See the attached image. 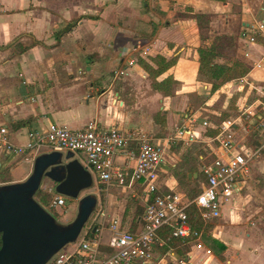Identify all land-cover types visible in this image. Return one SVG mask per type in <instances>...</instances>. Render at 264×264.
Masks as SVG:
<instances>
[{"label":"crops","instance_id":"1","mask_svg":"<svg viewBox=\"0 0 264 264\" xmlns=\"http://www.w3.org/2000/svg\"><path fill=\"white\" fill-rule=\"evenodd\" d=\"M185 7L211 14L212 33L235 35L237 55L244 61L256 62L264 55L262 38L258 37L256 43L246 47L241 35L264 15V0H0V125L7 126L8 140L24 145L31 130L44 132L54 123L76 129L94 119L104 127L114 126L124 132L143 133L155 143L165 145L160 173L166 168V176L161 179V184L178 191L176 180L169 175V168L181 160L183 150L172 148L182 142L192 150L201 149L206 161L218 152L217 143L213 141L218 127L209 119L214 111L211 105L214 94L209 93L210 84L198 77L199 30L193 18L179 15ZM11 16L14 22L9 19ZM151 17L155 22L153 28ZM75 19L77 24L61 37L60 42L84 21L98 19L102 25L115 21L118 27L122 21L124 33L119 34L122 36L121 43L118 42L115 47H94L96 53L93 60L58 59V54L65 55L63 47H57L60 42L46 47L42 38ZM141 29L151 35L152 47H126L134 32ZM114 32L118 33L117 28ZM30 36L43 41L44 45L32 46ZM24 38L29 43H23ZM13 41L15 43L10 46ZM140 48H147L148 51L141 53ZM135 50L153 69L157 65L152 58L157 55L174 62L159 75L152 76L138 62L129 64L136 56ZM245 51H249V56H244ZM107 52L110 53L109 60L105 58ZM112 62H118L116 67L120 66L113 69L114 74L111 75V72L107 74V68ZM150 77L158 84L171 78L170 93L165 95L164 91L156 89ZM238 82L237 88L248 84L263 92L264 67L250 69ZM234 86L233 82H226L219 88L221 91L229 88L224 101L232 96ZM252 105L246 106L248 112H251ZM138 112L141 117L135 120ZM257 117H261L260 113ZM24 120L28 121L20 123ZM204 120L208 122L206 126L202 125ZM183 121L192 128L196 139L167 143L165 140ZM163 130H166V135L159 136ZM232 130L234 135L240 132L243 138L247 132L246 125L240 122L233 123ZM245 141L246 137L237 142ZM47 151L51 149L42 146L38 153ZM38 153H12L0 148V172L8 169L11 176L6 183L26 179ZM117 161L120 166L131 170L133 160L119 154ZM195 161L199 165L197 158ZM189 174L198 176L196 172ZM111 188L130 194L129 189L118 185L113 184L108 190ZM235 199L222 207L218 218L205 223L211 224L209 231L202 230L203 234H211L210 242L212 238L221 242L224 250H219L212 242L213 246L204 243L202 235L203 248L190 245L183 257L166 253V264H180L178 258H182L181 264H264V221L239 222L235 218ZM105 211L109 217L99 225L104 239L108 234L107 220L113 215L120 216L107 205ZM242 217L245 215H241L240 219ZM128 226L131 227V224Z\"/></svg>","mask_w":264,"mask_h":264},{"label":"built area","instance_id":"2","mask_svg":"<svg viewBox=\"0 0 264 264\" xmlns=\"http://www.w3.org/2000/svg\"><path fill=\"white\" fill-rule=\"evenodd\" d=\"M241 35L246 47L256 43L258 37L264 40V15ZM249 54L245 51V56ZM254 67H264V55L254 62ZM207 124L206 120L202 121L203 126ZM232 124L228 122L217 128L213 141L217 143L218 152L209 161L203 154L199 156L201 183L199 192L192 198L179 190L162 189L160 165L164 161L165 145L155 143L143 133L104 127L95 119L76 129L54 123L44 132L31 130L24 145L10 142L7 126L0 125V148L12 153L36 152L42 146L72 151L91 173L94 182L105 184L106 190L113 184L127 188L143 205L142 215L137 217L134 228L122 227L118 215L109 218L106 239L100 226L109 216L100 205L96 212L93 210L92 222L84 226L76 241L63 246L46 264H164L166 254H161L158 248L163 243L159 229L169 225L173 237L191 239L192 246L203 248V231L193 227L187 207L195 205L204 223L215 220L222 207L240 194L254 165L264 158V117H259L256 127L259 131L256 146L247 145V141L238 143ZM195 139L192 128L183 121L165 141L191 142ZM119 154L133 160L130 171L127 166L119 165ZM64 197L55 192L51 206H63ZM94 222L97 224L96 235L89 236ZM167 255L174 253L170 251ZM178 262L181 264L182 258H178Z\"/></svg>","mask_w":264,"mask_h":264},{"label":"rangeland","instance_id":"3","mask_svg":"<svg viewBox=\"0 0 264 264\" xmlns=\"http://www.w3.org/2000/svg\"><path fill=\"white\" fill-rule=\"evenodd\" d=\"M15 4H18V2H15ZM9 19L10 20L12 19V22H14L12 16ZM154 23H155L154 19L151 17L150 25L152 26V28ZM81 24L82 25L77 27L76 30L68 38L61 40L60 44L57 46V47H63V52H65V55L58 54V59L68 58V59H74V61H82L84 58V59L93 60V58L95 57L94 54L96 53L94 52V47H115V45H117L118 42L121 43L122 36H120L119 34L124 33V31H122L123 29H121V27H123L122 21L119 22L120 28L117 26V23H115V21L110 22V24L106 22L105 24L102 25V22H100L98 19H91V20L88 19L87 21H84ZM115 28H117L118 33L114 32ZM152 28H150V30ZM54 31H50L51 34L50 36L42 38L47 44L46 47L55 43V40L52 36V33ZM152 31H154V29H152ZM14 33H15L14 35H17L16 32ZM232 36L234 37L236 43V36L235 35ZM20 43H22V41H20ZM23 43L25 44L29 43L28 39L24 38ZM133 43L136 46H134ZM126 47H143V48L152 47L151 35L147 33V31L145 30L142 29L137 30L134 32L133 37H131L130 44L129 45L127 44ZM236 47H238L237 43L234 49L232 50V58L240 61L241 63H243V65L248 66L249 70L252 69L254 66V62L252 60L251 62H247L244 61L241 56L238 57L237 55L238 51ZM143 48H140L138 50H140L141 53L142 52L146 53L148 49L147 48L143 49ZM70 49L72 50L69 53L67 52L66 54V51ZM135 51H136L135 52L136 56L129 61V64H134L135 61L136 63L138 62L139 64V61L143 60L141 56H139L137 50ZM109 55L110 53H108L105 56V58H107L108 60H109ZM54 57H56V55ZM113 58L116 57L114 56ZM215 61L224 63V62H228V59L223 57H218L215 59ZM117 64L118 62L109 63L107 68V74L110 72L111 75L112 73L114 74L113 69H117L120 66L119 65L118 67H116ZM140 68L138 70L141 71ZM255 68H262V67H255ZM142 69L144 68L142 67ZM149 75L151 74L149 73ZM199 78L203 80L205 79L204 76H199ZM242 78L243 76L227 81V82H233L235 84L234 86L235 91L231 94L232 95L231 97L229 96L227 101L226 99L224 101V97L228 95L226 90L229 88L225 89L224 91H221L219 89L222 85L226 84V82L223 83L216 91L209 92L210 94H214L213 97L214 101L211 103L214 111H213V115L209 117V119L212 122L216 123V127L218 128H220L221 126H223L228 122H233V123L236 122L238 124L240 122L241 124L246 125V129H247L245 135L246 139L255 142L257 141L258 133H259L258 129L256 128L259 120V117H257V115L258 113H260V115L264 117V93H263L264 89L262 92L260 90H257V88H253L248 84H245V86L237 88V83H239L238 81H240ZM152 80H153V85L156 89L164 91L165 95L166 93L168 94L170 93L172 83H169L167 85L166 82H163L162 84H158L155 79ZM168 88H170L169 92L167 91ZM194 102H196V100H194ZM250 104L253 105L251 108V112H248L249 110L246 109V106ZM224 106L225 108H223ZM138 113L139 115L136 114L135 120L140 119L141 117L140 116L141 113L140 112ZM156 121L158 122L157 118ZM162 134L159 133V136H165L166 130H163ZM245 137L243 138L240 135V132H236L234 135V138L237 141H243ZM186 147L187 145L183 144L182 142H179L178 145L172 149H176L180 151L186 149ZM38 151L36 152L38 153ZM77 156H80V154H77ZM160 174H162L161 179H163L166 176V168ZM200 182L201 180H198L196 183L198 187L200 185ZM97 184L98 182L96 181L94 182L93 187L80 192L78 199L89 193L95 194L97 197V204L95 206L94 212H96L97 209H99L100 205L103 208H105L107 205L109 209L115 210V212H118L120 216L125 215V211L127 209H130V211H132L133 214L128 224H131V227H134L136 224L135 221L137 217L142 215L143 212V205L141 201L138 200L136 196H132L131 194H127L126 192H122L119 189L111 188L107 191L105 184L100 183L99 184L100 187H98ZM39 189H42L43 191L49 193L51 198L50 202L44 205L43 207L56 219V221L60 223H67L75 217L77 213L78 199L64 197L65 200L64 205L55 208L51 206V202L55 195L54 183L48 178H43ZM162 189L164 191L171 190L170 188H165L164 186L162 187ZM172 190H176V189L172 188ZM240 194L241 195L237 196L235 199L237 205V210L235 211V218H237L239 222L240 220L263 222L264 221V158H262L254 165V169L251 174V177H249L248 180L246 181V184ZM133 201L136 203L134 204ZM129 204H132L131 207L128 206ZM237 213L238 216L236 217ZM241 215L242 216L245 215V217H242L240 219ZM93 217L94 216L92 215V217L88 219L85 227L89 226V224L92 222ZM102 219L103 218L98 219V222H100ZM94 225H97L96 222H94ZM210 235H211L210 233L209 234L207 233V235L203 234L204 243L209 244V246L210 245L213 246V244L210 242V238H211ZM164 264H166V259ZM168 264H173V263L169 262Z\"/></svg>","mask_w":264,"mask_h":264},{"label":"water","instance_id":"4","mask_svg":"<svg viewBox=\"0 0 264 264\" xmlns=\"http://www.w3.org/2000/svg\"><path fill=\"white\" fill-rule=\"evenodd\" d=\"M43 178L54 183L56 193L72 199L94 186L91 173L74 152L57 150L36 155L26 179L0 184V264H46L76 241L95 209L97 197L89 193L78 199L71 221H56L34 197Z\"/></svg>","mask_w":264,"mask_h":264},{"label":"trees","instance_id":"5","mask_svg":"<svg viewBox=\"0 0 264 264\" xmlns=\"http://www.w3.org/2000/svg\"><path fill=\"white\" fill-rule=\"evenodd\" d=\"M225 1V0H221ZM182 17H190L193 18L197 24L199 30V39L200 46L197 48L198 52V77L204 76V80L210 84V91H216L223 83L232 80L237 77L244 76L248 73L249 67L243 65L240 61L232 58V50L236 46L235 39L232 35L228 34H218L211 32V14L199 13L195 12L191 7H185L184 11L179 14ZM78 20H71L65 23L59 30L54 32L53 36L55 39V44L60 42V39L63 35L70 32ZM32 41L31 45H44L43 41L30 36ZM20 38V37H19ZM19 38L15 39L18 40ZM15 41L9 43L10 46L15 43ZM223 57L227 58L228 62H217L216 58ZM152 61L157 65L156 69H153L146 61L140 60L139 64L148 71L152 76H157L162 73L165 69L172 65L174 62L173 59L165 60L162 56L157 55L153 57ZM167 84L171 83V78H166L163 80ZM162 81V82H163ZM168 88V92H169ZM28 120L21 121L20 123H25ZM217 132V131H216ZM216 134V133H215ZM247 145L256 146L257 141L247 140ZM203 152L201 149L192 150L190 147H186L183 150L181 155V160L175 164H173L169 168V175L172 176L176 180L177 187L179 191L188 197H194L198 192L199 188L197 186V181L200 180V173L198 169V162L195 161V158L199 161V156L202 155ZM198 173L197 177H189L188 173ZM11 180L10 172L8 169H4L0 172V183H6ZM100 183L98 182V187ZM36 201L43 207L44 205L50 202V195L46 191L42 189H38L35 193ZM135 204L136 202L133 201ZM132 204L128 206L131 207ZM135 208V207H134ZM187 215L189 221L192 223L193 227L197 229H201L204 232L209 231L211 224H205L201 218L199 217V213L195 205L190 204L187 207ZM133 212L130 209L125 211V215L120 216L122 227L126 228L128 226V222L132 217ZM95 229V230H94ZM97 225H93L89 231V236L96 235ZM172 228L169 225H165L159 229L158 235L159 238L162 239L163 243L160 245L159 251L161 254H166L168 252H173L178 257L185 256L191 245V239H183L180 237H173L171 235ZM211 242L218 247L219 250H224L225 246L217 241L216 239H211ZM1 244V239H0Z\"/></svg>","mask_w":264,"mask_h":264}]
</instances>
